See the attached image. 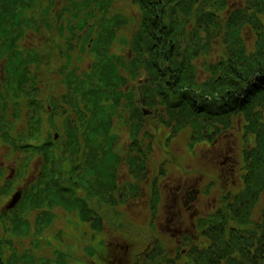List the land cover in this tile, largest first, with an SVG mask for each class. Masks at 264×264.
<instances>
[{
  "label": "rangeland",
  "instance_id": "1",
  "mask_svg": "<svg viewBox=\"0 0 264 264\" xmlns=\"http://www.w3.org/2000/svg\"><path fill=\"white\" fill-rule=\"evenodd\" d=\"M163 2L165 3V0H162V3ZM257 2V0H200V6L198 3L194 2L197 5L196 8L198 6L199 8L196 12L195 9L193 10L194 15L191 18L192 21H197L200 23L198 20L200 19V16L208 14L209 12H213V14L216 13L218 16L217 20H212V22H209L210 26H207L208 30L201 26V31L198 35L200 37H204L202 40L197 35L198 37H194V39H188V42L187 38L182 42L183 46H185L187 43H192L195 45L194 47H196L197 50L199 49L200 61H198L196 65L199 70L198 79L200 81L204 82L205 84L212 85L214 77L217 76L220 72V69L223 68L222 57L226 56L227 58H230L229 55L233 54V48H238V37L235 36L232 38L231 34L227 33L230 25L228 23H234L238 26L243 24V26H239L241 28L240 34L243 40V45L248 52H255L256 49H258L264 43V19L262 20L263 24L260 22V19L263 17L260 13H258V18L257 13L255 14L253 11L247 12L251 10L249 8H253V5ZM173 5L174 6H172V9L175 7V4ZM164 9L166 12L165 15L168 16V14L171 13V8L166 6ZM0 10L4 12L3 5H0ZM233 11L240 12L239 14L242 15L247 14L249 19H252L253 21L255 18H257L259 23L255 24L256 26L254 27L253 23L251 24L246 21L248 18H245L244 21L237 19L234 20ZM115 17L118 18V23L114 28L117 31L115 32L116 40L113 44H111L109 50L110 56L115 57V59L112 60L114 61L115 65L120 68L122 76H126V79L123 81V85H120L118 90H121L127 95H124V98H121L119 111L117 116H114L118 117V115H120L121 117L119 118V122L117 124L118 126L114 128V133L119 136L117 151L119 156L123 158V163L120 167V175L118 177L119 181L123 183V186L120 189L124 193L123 201L129 200L134 196V194L131 193L128 188H135L136 183L139 182V180L136 179V181H134L130 178V176H128L129 158L126 156H128L127 149L129 146L128 144L130 143L129 137H131L128 129L130 125H128V122L126 121L125 124L127 126L122 124L125 118H129L132 115V109H138L144 115V131L149 134L159 131L164 132L162 138L157 140L155 138L153 146L154 152L152 153V157L149 155V167L153 170L155 169L154 165H159L160 162L164 161L166 156L168 158V150L170 151L171 155L174 156V158L177 156V160H179V163H182L183 166L186 167V165L189 164L195 166V161L191 162L190 160V154L195 148L196 144H194L193 141V143L191 142L192 135L193 138H195V133H192L193 130L195 132L197 131L198 133H201L200 137L198 136V141H200L202 138H206L205 141L209 140V142L212 140H217L218 137H222L223 139L222 141L219 140L217 142L218 144L213 143L214 141L210 142L211 145H208V143L199 144L197 149L200 156L199 161L203 160V153L206 151L205 154H215V161L217 160V162L221 163H224L223 161H225V159L228 157L234 161L237 155V163H239L242 160L243 153L239 148H243L245 151H250V149L252 150L257 146L255 134L247 131L245 127L248 122L247 117H252L250 114H242L237 117H233L230 120L231 126L226 128L217 124L218 128L216 133H213V129L210 126L204 125V119H201L197 116L194 122L189 124H186V122H184V124H180L177 121L180 129L174 131L172 128L174 125H176V123L173 121L171 122L170 118L168 117V113H166V110L164 109L161 102H158L151 107L145 103L146 89L150 90V88L155 87V85L154 81L149 79V75H146L144 71H140L135 77L133 75L135 71L132 67V64H134L136 61V54L132 49L134 40L133 37L139 29L138 26L143 21L141 10L137 5L134 4L133 0H34L33 3H30V7L26 12V16L23 18L25 22L22 24L23 36H20L21 34L17 33V36L19 37L17 44L22 48L27 49V52L30 53V56L35 54L38 58V61L35 62L31 68L32 75H34L36 82L40 81L41 83L49 85V83L53 81L55 84L53 87L51 86V88L54 89V94L56 96L63 95L64 86L62 83L56 82V80L59 78V74L62 79L64 78L65 81H69V85L66 84L69 87L68 89H65V92L68 93L66 95L68 96L65 98L64 102L61 101V105L64 107H56L59 102H56L57 104L53 105L46 101L40 105H35V109L33 108V104L32 106L30 105L33 98L39 96L41 89L40 87L33 89L29 85H25L23 87V93H14L12 90H10L12 94L14 93V96L18 95L21 96V98L24 97L26 98L25 100L30 99L31 102H28L27 108L31 112H28V115L34 116L33 123L37 124V122L40 120L41 123L39 125L33 124L32 129H34V131L31 133L29 132L30 130L26 131L27 119L25 116L21 117L18 114L17 105L11 107L10 111H0V122L2 125L0 127V141L3 144H1L2 146L0 147V169H8V179L9 176H12L11 171L16 167L19 169V173H21L20 177L18 176L16 178V175H14V177L12 176L14 181L0 186V203H4L6 198L9 197L10 194L14 193L16 186L20 184L25 186L29 183V185H31V190L33 188L31 193L32 197L33 194L36 195V192H41V190L45 189L43 183H45L46 180L44 178L39 179V172L36 170L41 165V159L33 158L35 152H33V150L28 147L30 146V143H33V145L35 143L45 144L43 141L47 140V150L54 154L56 160L55 166L52 167V170L54 168L56 176L60 178L59 181L61 182L62 188L68 192V194H64L63 197L66 198L69 207L75 210V212L79 213V209L81 207L74 206L75 203H73L72 199L69 200L71 195H73L75 192L78 193L75 189V186L72 184L71 179L74 181V178L82 175L83 171H85V167L83 168V164L81 163L77 166V160L75 161V159H77L76 154L68 149V145L71 140L78 139V137L81 138V134L89 129L88 124L85 126L86 129L80 125L78 118L79 116H77L79 107L84 106V101H81V97L84 96L83 94H85L86 91H92V89H96L97 82L100 81L102 74L106 73L105 71H102L101 76L97 78V73H94L97 52L93 53L92 51L94 49L91 51V47H86V44L91 42L89 39L92 35L93 38L96 37L97 40L98 36L104 35L105 31L103 32V29L101 30L100 28H97L103 33L99 34V31L97 33L94 31V33L89 35L90 30L85 33V30H82L81 25L83 22H86L88 24L98 26L105 21L108 22V20H115ZM124 22L125 24H123ZM217 23L220 24L223 29ZM15 31L17 32L18 29L16 28ZM259 35H261L263 38H260ZM95 41H92L94 45ZM206 43H211L212 46L211 51L209 50L208 53H205L204 49H202ZM199 44L201 46H199ZM99 60L100 59L97 61ZM2 68V62L0 61V70ZM86 71L92 76L86 77L87 80L85 82L89 83V86L85 88L84 92L80 93L79 90H76V88L79 89L80 87L79 84H77L78 79H84ZM4 77L5 76H2L0 72V87H3V89L5 85ZM40 96H44V94ZM49 96L53 97L51 95ZM86 98H89L90 100L94 99L95 97L88 93ZM50 105L53 108H49L48 106ZM0 109H2V107ZM260 109L264 111V108ZM144 110H146V113H150L151 116H147L144 113ZM47 112L48 119L44 115ZM145 115L147 117H145ZM255 117L258 119L261 118L258 114ZM180 121H183V118H181ZM131 122L133 124L135 123L134 120ZM199 124L201 126V128H199L200 130L195 128L198 127ZM29 127L30 126H28V128ZM210 128L212 130H210ZM172 131H174V133H172ZM169 132L173 134L174 138L171 144H169L170 141H168L170 135L165 137V135H167ZM6 133H9L8 136L12 134L15 135L14 144H11V142L5 140L4 137ZM74 133H76V135ZM41 138L44 140L40 142L39 140ZM148 142H150V139L146 140V144ZM6 143L12 146V149L10 148L11 152L5 149L6 145H8ZM210 146H213V148ZM160 147L162 151L165 152L164 154L161 153ZM208 149H213V151L211 153L207 152ZM234 149H236V153H234ZM42 150L45 155L44 148L41 149V152ZM245 154V160L247 163V152ZM231 155H235V157L232 158ZM169 159L170 162H172L171 164H173L174 160H172V157H169ZM51 161L53 162V159ZM156 168H158V166H156ZM218 168L219 165L216 166L215 169ZM130 182H132L134 185ZM140 185L143 187V183H140ZM254 189H257V191L259 189L262 190L257 197V201L253 205L256 207L257 211L254 210L255 212L253 214L252 222L255 220L260 221V218L262 217V211L264 209V186ZM127 193H129V196ZM77 198L89 200L91 203L90 208L100 217L102 214H104L106 216L105 222L107 223V228H121L133 237L136 236L143 241L148 239V241L150 240L151 242L152 232L149 228L144 230L143 228L145 225H139V223L135 221L139 218V215L134 214V208L132 207V204L124 205V211L130 216L126 215V217L122 219L114 212L115 207H111L102 201L100 202V200L95 196H89L82 192L79 195L77 194ZM30 204H32L31 201H26V203L24 202L22 206L19 207L14 213L7 214L5 219L0 220V222H2V224H0V238H3V243H7L8 246L12 245L15 248H19V252H21V254L18 253V255H24L13 257L11 254H9L8 250H3L0 248V263L40 264L38 259L34 260L33 258H29L31 255L29 253V249L31 248L30 252L33 255L36 256L38 254L37 256H44L41 257L43 258L41 264H46L47 262L50 264L56 263L59 260L60 254H62L63 257L66 255L69 256L67 259L68 264H83V262L79 263V260L75 256L76 247L74 245L78 243V240L81 238L88 239V234L80 231V228H78L77 234L76 230L74 229L68 230L71 226V222L80 227L81 221L78 219V216H75L78 217L77 219L74 218L71 220L70 215L72 214H69V218H67L68 214H66L65 209L62 206L60 207L53 205L48 210L51 216L61 215L62 218H67L65 219V222L67 223V230H65L63 234L57 235L55 234V231H51L49 235L45 234V236L41 238L31 236L32 238L24 237L22 239L21 237H18L19 235L17 233H12V224L14 221L18 218L26 219L27 217H29L32 223L33 231L35 230V232H37V223H39L38 217L42 215L43 210L39 208L32 211ZM218 212L219 211H216V213L213 215L215 217H212L213 219L210 220L207 226H201L200 228L201 231L207 230L206 235L204 232L203 233L207 237L206 239L208 240V245H210V242L213 243V240L211 239L213 234L211 233L210 228L213 227L212 225L214 222L219 223V219H216ZM214 219L216 220L213 221ZM59 222L60 219H58V222L55 225L58 226L60 224ZM140 222L142 223L147 221H143L141 219ZM59 227H61V225H59L58 228ZM49 229L50 227H48L46 230L49 231ZM82 229L83 231L90 233L89 228L86 226H83ZM247 229L248 228H244L243 230L246 231ZM41 230L42 228H40V231ZM210 233L211 238L209 240L208 238ZM72 238H74V240H72ZM92 244L95 247L98 246L97 241ZM260 246L261 244L258 243L256 238H254L252 247H255L259 250ZM231 247L232 248L229 250L234 251L233 264L236 262H247L241 260V253L237 252L236 246ZM4 252H6L5 255H3ZM256 254H258V252H256ZM24 258L27 260L30 259L31 262L29 260H26L25 262ZM184 260L186 263H188V261L192 263L194 260L195 263L200 264L199 257H193V255H188L184 258ZM223 263L226 262L224 261ZM227 264H229V262H227Z\"/></svg>",
  "mask_w": 264,
  "mask_h": 264
},
{
  "label": "trees",
  "instance_id": "2",
  "mask_svg": "<svg viewBox=\"0 0 264 264\" xmlns=\"http://www.w3.org/2000/svg\"><path fill=\"white\" fill-rule=\"evenodd\" d=\"M134 1L141 6L144 18L139 26V31L133 37L132 49L136 54V61L132 64L135 71L133 75L135 77L137 73L144 71L149 75V79L154 81L155 87L150 88V90L146 89L145 91V103L149 107L161 102L171 122L177 119L180 124H184V122L186 124L192 123L195 116L200 117L204 115L209 121L214 123L220 122L222 125L227 126L230 124L232 116L240 114H250L252 116L251 118L247 117V128L249 132L256 135L258 145L255 148L256 154L253 157H256V165L261 167L260 169L258 168L259 172H257L255 179L251 182L248 197H243L242 199L244 207L240 209L241 213L238 209L234 210V216L239 224L249 223L248 216L262 190L259 189L257 191L254 188L264 186V111L260 109L264 108V43L255 52H248L243 45L240 34L241 28L239 26H243V24L238 26L234 23H228L230 25L227 33L231 34L232 38L235 36L238 37V48H233V54L229 55L230 58H226V61L223 63V68L214 77L212 85L202 84L199 82L198 68L195 65L198 59L199 49L197 50L192 43H187L185 46L182 45V42L186 38L188 42V39H194V37L199 36V33L193 34L187 27V24L190 22L189 20L193 16L192 12L197 0H165L163 4H160L158 0ZM151 1H155V3L151 4ZM257 1L253 5V8H249L251 9L249 11L255 10L257 16L258 13L264 15V0ZM31 2L33 3L34 0H0V5L4 6V12L0 10V61L3 66L2 73L5 76L4 89L0 87L1 102H6L10 99L9 97L12 96L10 95V90L15 93H23V84L29 85L33 89L37 88L31 68L38 61V58L32 53V56H30L27 49L17 44L19 39L17 33L23 36L22 24L25 23L23 18H25ZM173 4H175V7L172 9ZM166 6L171 8V13L168 16L165 15L164 7ZM236 13L234 12V20L244 21L245 18H248L246 21L251 24L253 23L254 26L259 23L257 18L253 21L249 19L247 14L242 15L239 14L240 12ZM217 17L213 13L202 16L198 25L210 26L209 22L217 20ZM114 19L108 20V22L105 21L106 23H101L98 26L94 25V27L89 29V35L94 33V31L95 33L99 31V34L105 31L104 35H99L97 40L96 37L95 39L93 38V35L89 40H96L95 45L92 47L94 49L93 52H97L94 73H97V78L101 76L102 71L106 73L102 74L100 81L97 82L96 89L86 91L83 94L84 96L81 97V101L83 100L85 105L81 111V116L83 122L85 121L84 123L88 124L89 130L91 131V141L89 139L88 147L94 150L95 146H98L97 144L94 145V138L97 134L101 137L99 143L101 153L99 155L92 153L85 155L86 159H88L86 167L87 169L96 171L98 170L97 167L100 166L105 180V182L103 181V186L100 182L101 180L99 182L96 180V183L90 182L89 185L85 184L86 186H83V188L89 196L102 197L103 199L109 197L110 200L114 199L109 195L112 191L111 185L114 181V170H116V163L119 160L116 153L113 152L116 138L111 134L112 123L113 117L117 116L119 111L121 98H124V95H126L121 90H118L119 86L123 85L126 76H122L120 68L112 60L115 57L110 56L109 50L111 44L116 40L115 32L117 31L114 28L118 23V18ZM88 26V23L83 22L81 25L82 30L86 31ZM16 28L18 29L17 32L15 31ZM97 28L103 29V32H100V29ZM200 39L202 40L203 38L200 37ZM89 43L86 44V47H88ZM199 46L201 45L199 44ZM210 48V44H207L202 49H204L205 53H208ZM98 59L100 60L97 61ZM68 82L65 81V85H69ZM77 84L80 87L79 89L76 88V90H79L80 93L84 92L85 88L89 86V83H83L80 78ZM88 93L95 98L90 100L86 98ZM15 98L18 102L20 101L18 95H15ZM18 102L17 108L20 104ZM32 104L34 105L33 108L36 109L35 105H40L42 102L33 99L30 106ZM138 111L132 109L131 112L135 113ZM18 114L20 115L19 109ZM257 114L261 118H256L255 116ZM181 118H183V121H180ZM40 123L41 120L37 122V125ZM30 127L32 129V125ZM8 134L6 133L5 140L14 144L15 141L13 139L11 140ZM28 148L34 152L33 146H29ZM75 149L77 150L78 147H75ZM45 152L48 154L49 151L45 149ZM94 171L89 172L87 177H92L93 174L95 175L97 172ZM48 177L50 180L45 181V189L41 190V192H36V195L33 194V197L30 192L26 196V201L32 202L30 204L32 211L39 208L45 211L39 216V224H42V232L51 226L49 208L53 205H60L65 208L69 207L66 198L63 197V191L65 190L61 189L57 182L58 180L56 181L53 177L50 178V172L46 171L45 179ZM83 181L84 183L87 182L86 178ZM76 206L79 205L76 204ZM80 207L82 210L80 213L88 218L89 213H86L88 211L86 208L88 209L89 207H87V204L82 203ZM243 211H247V215L244 214L245 217H241ZM12 225L14 227L12 231L19 236H27L31 228L29 220H24V218H18ZM249 235L252 236V233L250 232ZM235 237L232 234L230 238H227L222 232L220 235L215 234V240L218 241V245H214V249L209 253L208 259L211 264H214L213 262L220 264V261H218L220 258L223 260H226L229 256L231 258L232 253L226 256L222 255L223 253H227L232 248L231 246H236L240 249L241 257L249 254V244L241 241V235H238L236 239ZM258 256L264 261V246L263 249L258 251ZM231 262L233 263V259H231ZM62 264H65V262L63 261Z\"/></svg>",
  "mask_w": 264,
  "mask_h": 264
},
{
  "label": "flooded vegetation",
  "instance_id": "3",
  "mask_svg": "<svg viewBox=\"0 0 264 264\" xmlns=\"http://www.w3.org/2000/svg\"><path fill=\"white\" fill-rule=\"evenodd\" d=\"M154 183L159 188L160 206L154 225L155 232L171 244L170 250L180 248L185 243H198L194 230L202 214L209 206L212 191L205 193L202 179L186 172L184 175L167 174ZM146 197L143 194L142 199ZM215 201V200H214ZM196 232V230H195ZM200 242V241H199ZM110 244L114 246L113 255L121 262L129 257L130 247L121 244L113 237ZM179 250V249H178ZM181 253H185L180 250Z\"/></svg>",
  "mask_w": 264,
  "mask_h": 264
},
{
  "label": "water",
  "instance_id": "4",
  "mask_svg": "<svg viewBox=\"0 0 264 264\" xmlns=\"http://www.w3.org/2000/svg\"><path fill=\"white\" fill-rule=\"evenodd\" d=\"M22 198V194L21 193H17V195L15 196L13 202L11 203L9 209H13L15 208L16 204L21 200Z\"/></svg>",
  "mask_w": 264,
  "mask_h": 264
}]
</instances>
